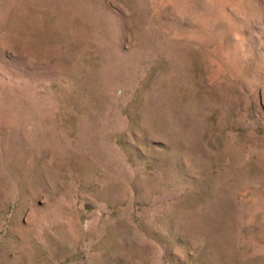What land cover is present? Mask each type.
<instances>
[{"label":"rangeland","instance_id":"374dc122","mask_svg":"<svg viewBox=\"0 0 264 264\" xmlns=\"http://www.w3.org/2000/svg\"><path fill=\"white\" fill-rule=\"evenodd\" d=\"M0 264H264V0H0Z\"/></svg>","mask_w":264,"mask_h":264}]
</instances>
